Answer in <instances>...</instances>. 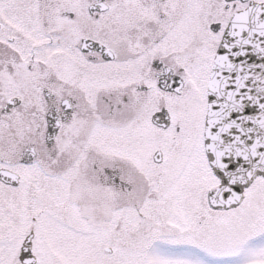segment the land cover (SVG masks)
Masks as SVG:
<instances>
[{"label": "snow or ice", "instance_id": "6c2138e0", "mask_svg": "<svg viewBox=\"0 0 264 264\" xmlns=\"http://www.w3.org/2000/svg\"><path fill=\"white\" fill-rule=\"evenodd\" d=\"M0 264H264V0H0Z\"/></svg>", "mask_w": 264, "mask_h": 264}]
</instances>
